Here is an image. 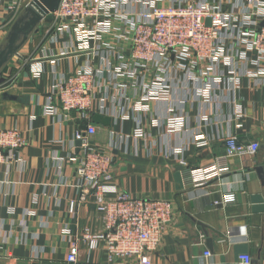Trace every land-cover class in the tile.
I'll return each instance as SVG.
<instances>
[{
    "label": "crops",
    "instance_id": "crops-1",
    "mask_svg": "<svg viewBox=\"0 0 264 264\" xmlns=\"http://www.w3.org/2000/svg\"><path fill=\"white\" fill-rule=\"evenodd\" d=\"M51 22L49 14L0 72V129H16L24 141L15 158L0 165V264H70L66 257L72 238L85 228L103 231L95 194L88 192L80 202L82 191L76 187L78 161L71 158L78 153L74 134L83 120L73 112L67 117L61 111L44 113L55 80L86 65L99 73L92 114L111 119L108 127L94 124L90 141L111 149L114 186L133 197L172 203L173 220L151 254V264H200L205 250L215 264L234 262L239 253L250 254L252 264H264V84L243 79L234 95L225 92L224 101L208 104L178 73L171 77L168 103L148 100L144 109L132 112L142 92L127 74L131 31L123 22L112 19L96 45L87 42L95 53L77 52L78 43L68 37L50 40ZM9 30L0 32V46ZM121 65L125 68L116 73ZM153 72L144 82L152 80ZM169 108L171 114L188 116L189 132L165 131ZM198 115H204L200 126ZM228 130L241 144L257 141L258 151L248 158H229L227 172L199 184L194 172L224 154L216 135ZM194 133L206 144L196 145ZM228 195L233 201L222 205ZM77 258L84 264H133L128 259L109 263L102 244L94 250L80 244Z\"/></svg>",
    "mask_w": 264,
    "mask_h": 264
},
{
    "label": "built area",
    "instance_id": "built-area-1",
    "mask_svg": "<svg viewBox=\"0 0 264 264\" xmlns=\"http://www.w3.org/2000/svg\"><path fill=\"white\" fill-rule=\"evenodd\" d=\"M32 1L0 0V32L10 27ZM157 1L59 0L56 10L50 13V40L68 37L78 43L77 52L93 50L95 53L97 49L89 48L87 42L93 40L96 45L112 19L122 21L131 31L132 66L127 74L134 78V85L142 92L141 99L131 107L132 112L144 109V101L168 103L173 94L170 80L178 73L182 75V82L194 84L195 96L208 104L224 101L225 92L234 95L243 79L253 85L264 84V0H169L167 4L159 0L161 5ZM124 37L119 35L118 39ZM123 68V65L116 68V73ZM150 72H153L152 80L144 82ZM34 73L39 75L38 71ZM97 76L99 73L89 65L68 76H59L44 107L46 115L55 116L61 111L67 117L73 112L76 118L88 122L84 130L75 131L74 142L81 143L77 155L71 159L78 161L75 177L76 187L82 191L79 201L84 202L90 191L95 194L103 231L92 233L85 228L75 235L66 260L70 264H84L77 258L79 245L85 244L88 250H94L102 244L109 263L128 259L133 264H151V254L157 250L173 220L172 203L133 197L114 186L111 149L97 148L90 141L96 130L90 117ZM191 98L188 96V100ZM172 109L169 108L163 122L165 131L168 134L189 132L188 116L171 114ZM203 117H197L199 126ZM135 121L136 133L141 134L140 122ZM216 137L223 142L225 152L210 165L194 172L193 177L199 184L227 172L229 158L252 157L260 147L257 141L239 143L229 130ZM194 139L198 146L206 144L200 134L194 133ZM23 144L16 129H0V165L9 164ZM112 145L117 147L116 143L115 146L109 144ZM232 201L228 195L221 203L227 205ZM73 206L74 202H70V210ZM211 259L212 253L205 250L200 264H215ZM227 264H252V257L239 253L234 262Z\"/></svg>",
    "mask_w": 264,
    "mask_h": 264
},
{
    "label": "water",
    "instance_id": "water-1",
    "mask_svg": "<svg viewBox=\"0 0 264 264\" xmlns=\"http://www.w3.org/2000/svg\"><path fill=\"white\" fill-rule=\"evenodd\" d=\"M59 0H33L17 19L10 26V30L5 37L4 44L0 46V72L8 60L19 50V48L27 41L30 34L37 31L39 23L57 8ZM4 96L17 100V96L4 93ZM26 99V97H24ZM90 121L94 124L102 126H110L111 119L109 116L100 113H94L90 117ZM87 120H83L79 126V130H84L87 126ZM80 141H75L76 152L79 151Z\"/></svg>",
    "mask_w": 264,
    "mask_h": 264
},
{
    "label": "rangeland",
    "instance_id": "rangeland-1",
    "mask_svg": "<svg viewBox=\"0 0 264 264\" xmlns=\"http://www.w3.org/2000/svg\"><path fill=\"white\" fill-rule=\"evenodd\" d=\"M3 43V42H2Z\"/></svg>",
    "mask_w": 264,
    "mask_h": 264
}]
</instances>
